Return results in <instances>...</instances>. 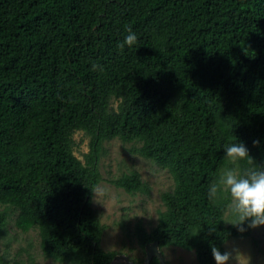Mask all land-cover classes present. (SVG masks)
I'll return each instance as SVG.
<instances>
[{"label":"trees","instance_id":"trees-1","mask_svg":"<svg viewBox=\"0 0 264 264\" xmlns=\"http://www.w3.org/2000/svg\"><path fill=\"white\" fill-rule=\"evenodd\" d=\"M128 29L137 42L121 50ZM77 132L91 139L85 163ZM115 139L175 182L157 226L136 225L142 248L158 241L216 264L213 247L251 237L259 226L228 224L230 197L208 188L236 139L252 157L241 169L264 166V0H0V237L17 213L46 258L111 264L93 196ZM112 184L149 192L136 172Z\"/></svg>","mask_w":264,"mask_h":264},{"label":"rangeland","instance_id":"rangeland-1","mask_svg":"<svg viewBox=\"0 0 264 264\" xmlns=\"http://www.w3.org/2000/svg\"><path fill=\"white\" fill-rule=\"evenodd\" d=\"M113 106L117 108L118 103L114 102ZM74 140L75 155L85 163L91 139L83 132H77ZM138 147L118 139L104 143L99 164L102 182L94 192L93 208L106 226L102 248L116 252L117 256H125L134 264H145L146 251L134 235L136 225L142 223L149 232L157 226L159 215L165 210L162 197L173 192L175 182L167 169L138 155L135 152ZM134 172L147 185L148 193L132 195L112 184L113 180ZM5 209L0 205V212ZM16 218L17 213L9 216L7 234L0 237L3 264H65L46 258L38 231L23 233L16 227ZM226 220L228 224L235 220L231 209ZM161 251L167 264H199L194 251L179 247ZM225 251L230 253L226 264H264V225L255 229L251 237L230 240L224 247Z\"/></svg>","mask_w":264,"mask_h":264},{"label":"clouds","instance_id":"clouds-1","mask_svg":"<svg viewBox=\"0 0 264 264\" xmlns=\"http://www.w3.org/2000/svg\"><path fill=\"white\" fill-rule=\"evenodd\" d=\"M137 38V34L128 29L117 47L121 50L125 46L132 47ZM101 67L95 63L92 65L93 70ZM258 143V140L253 141V144ZM223 149L224 156L232 162V166L225 167L209 186V198H215L221 192L230 197V207L235 214L232 224L239 232L264 225V166L254 165L244 169L238 166L241 160L252 161L248 147L239 139L224 144ZM212 255L216 264H226L230 258L229 252H221L217 247L212 248Z\"/></svg>","mask_w":264,"mask_h":264},{"label":"water","instance_id":"water-1","mask_svg":"<svg viewBox=\"0 0 264 264\" xmlns=\"http://www.w3.org/2000/svg\"><path fill=\"white\" fill-rule=\"evenodd\" d=\"M146 260L145 264H151L154 259H158L161 264H167L161 251L160 243L154 242L147 244L145 247ZM111 264H134L125 256H116Z\"/></svg>","mask_w":264,"mask_h":264}]
</instances>
